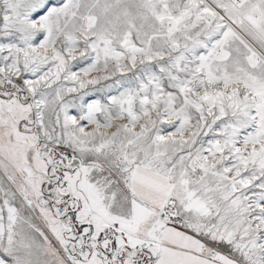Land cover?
<instances>
[{
	"label": "snow or ice",
	"instance_id": "6c2138e0",
	"mask_svg": "<svg viewBox=\"0 0 264 264\" xmlns=\"http://www.w3.org/2000/svg\"><path fill=\"white\" fill-rule=\"evenodd\" d=\"M0 264H264V0H0Z\"/></svg>",
	"mask_w": 264,
	"mask_h": 264
}]
</instances>
